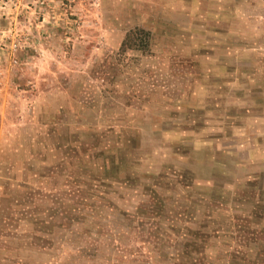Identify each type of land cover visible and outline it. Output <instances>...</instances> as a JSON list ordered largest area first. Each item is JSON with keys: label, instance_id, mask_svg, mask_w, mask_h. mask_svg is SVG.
Returning a JSON list of instances; mask_svg holds the SVG:
<instances>
[{"label": "rangeland", "instance_id": "374dc122", "mask_svg": "<svg viewBox=\"0 0 264 264\" xmlns=\"http://www.w3.org/2000/svg\"><path fill=\"white\" fill-rule=\"evenodd\" d=\"M2 185L0 264H264V0H0Z\"/></svg>", "mask_w": 264, "mask_h": 264}, {"label": "trees", "instance_id": "16d2710c", "mask_svg": "<svg viewBox=\"0 0 264 264\" xmlns=\"http://www.w3.org/2000/svg\"><path fill=\"white\" fill-rule=\"evenodd\" d=\"M125 45H126V43H124V46H125ZM47 136H50V135L47 134ZM52 136H53V135H52ZM53 140H54V139H53ZM36 144L39 145L38 142H37ZM36 144H34V146H35ZM52 144H55V148H54V149H59L58 143H56V141H53ZM45 146L47 147L48 145H46V144L44 143V148H45ZM66 148L69 150V149H70V145H69V144H66ZM51 151H52V150H49V151H47V152L49 153V152H51ZM53 157H55V156H53ZM0 187L5 188V187H3V185L0 186ZM8 191H9V188L7 187V188L4 190L3 194H2V195L0 194V196H1V197H0V205L6 203L5 200L3 199V196H4V197H8V196H7ZM8 198H9V197H8Z\"/></svg>", "mask_w": 264, "mask_h": 264}]
</instances>
